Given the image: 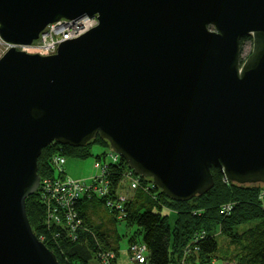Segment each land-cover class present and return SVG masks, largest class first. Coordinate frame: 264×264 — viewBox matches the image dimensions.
Wrapping results in <instances>:
<instances>
[{
  "label": "water",
  "instance_id": "water-1",
  "mask_svg": "<svg viewBox=\"0 0 264 264\" xmlns=\"http://www.w3.org/2000/svg\"><path fill=\"white\" fill-rule=\"evenodd\" d=\"M86 15L97 26L55 55L0 57V264H59L25 212L53 142L105 139L178 202L212 188L211 167L264 185V0H0V38Z\"/></svg>",
  "mask_w": 264,
  "mask_h": 264
},
{
  "label": "trees",
  "instance_id": "trees-1",
  "mask_svg": "<svg viewBox=\"0 0 264 264\" xmlns=\"http://www.w3.org/2000/svg\"><path fill=\"white\" fill-rule=\"evenodd\" d=\"M240 41L241 50L252 42L251 36H245ZM92 143L109 148V143L99 137L81 147L54 142L49 144L38 156L37 173L40 179L55 177L54 156L87 158L91 156L88 149ZM105 152L95 154V159H103ZM130 170L122 158L109 163L105 172L108 193L102 197L83 195L76 201L74 209L82 220V227L76 228L74 235L65 225L45 221L47 203L41 187L25 200V212L33 233L39 239L44 237L40 240L56 255L59 264H91L92 259L97 260L99 254L106 251L114 252L110 264H117L116 232L94 223L92 213L95 203L105 205L107 199H119L120 184L125 180V172ZM210 171L214 182L212 188L202 196L180 202L164 195L149 178L133 173L138 178L137 187L131 189L128 185L121 213L117 211V218L112 220L116 222L120 219L126 227H135L134 232L128 234V243L141 242L145 245L147 261L144 264H180L183 257L187 264H215L217 259L223 262L227 259L234 264H264V208L259 198L263 184L240 185L225 181L223 173L214 167ZM224 204L232 206L228 214L222 213ZM112 213L116 214L113 209ZM170 213H173V220ZM246 221L252 225L244 230L236 229ZM218 237L224 242L219 244ZM186 250L188 253L185 255Z\"/></svg>",
  "mask_w": 264,
  "mask_h": 264
},
{
  "label": "built area",
  "instance_id": "built-area-1",
  "mask_svg": "<svg viewBox=\"0 0 264 264\" xmlns=\"http://www.w3.org/2000/svg\"><path fill=\"white\" fill-rule=\"evenodd\" d=\"M97 15H86L76 17L75 19H60L54 23H50L44 27V30L39 34L38 38L34 40L30 45H18L10 44L0 38V41L6 46L5 52L15 47L18 50H24L30 54L37 53L41 56L51 55L57 52V46L60 42L66 41V39H76L77 36L87 32V30L97 26ZM103 162L96 161L93 166L96 168L97 173L88 180H77L64 178V169L61 167L66 160L65 156H54L53 164L60 172L58 176L54 178H45L40 181L39 188L43 190L44 200L47 203V215L45 221L47 223H54L56 225H65L71 231V235H74L76 228L82 227V220L78 218L77 211L74 209V204L83 195L90 196L96 195L99 197L105 196L108 191V182L105 176L106 169L109 163H114L120 159V156L113 152L110 148L104 153ZM106 158L108 161H106ZM125 180H129V186L131 189L137 187L138 178L133 175L132 170L125 172ZM153 184V183H152ZM155 186V185H154ZM118 200H106V207L113 209L115 215L117 211L121 213V203L125 200V197L118 195ZM259 198L263 201L264 208V191L260 190ZM232 209L230 204H224L222 213L228 214ZM201 237L202 234L200 235ZM129 259L135 264L146 263L147 250L145 245L141 242H133L128 246ZM188 250L185 251V255ZM113 251L101 252L99 258L104 264L110 263L114 258ZM180 264H187L183 257ZM223 264H234L232 261L226 260Z\"/></svg>",
  "mask_w": 264,
  "mask_h": 264
},
{
  "label": "rangeland",
  "instance_id": "rangeland-1",
  "mask_svg": "<svg viewBox=\"0 0 264 264\" xmlns=\"http://www.w3.org/2000/svg\"><path fill=\"white\" fill-rule=\"evenodd\" d=\"M5 47L6 46L0 41V57L2 56V54L5 53ZM251 47H252V42H249V44L242 47L244 53L241 49L240 50L241 61H244V59H246L249 56L248 54L251 52L250 51ZM55 53L51 55H55ZM107 150H108V147L103 144L92 143V145L88 149L89 155L91 156L84 158V159H77L73 157L66 158L65 163L61 166L65 170L63 177L70 178V179H77L80 181L90 179L91 177L95 175V173H97V170L93 166V164L97 160L100 161L102 159V158H99L96 160L95 154H101L103 153V151H107ZM106 161H108L107 158H106ZM101 162H103V160H101ZM59 172L60 171L57 168H55V172H54L55 176H58ZM45 178L46 177H44V179ZM128 185H129V181L127 179L123 180V182L120 184V189H119L120 196H123L126 198V195H128L127 190L129 189ZM261 189H263L264 191V185L261 187ZM120 191L122 193H120ZM93 209L94 210L92 213V220L94 221V223L101 224L104 229L112 228L116 232V238L114 240H116L117 242L118 251H119L117 258H116L117 264H135L133 261L129 259L128 250H127L129 246L128 234L134 232L135 227H129V226L126 227L125 223L121 221L120 219H116V222H114L112 218L114 217L117 218L116 215L112 213V209L106 207L105 205L95 203ZM170 217H171V220H173L174 218L173 213H170ZM251 225L252 223H250L249 221H246V223L238 225L236 229L244 230ZM43 238L44 237L41 236L40 239L42 240ZM218 241H219V244L224 242V240L221 239L220 237H218ZM218 254H220V251ZM90 263L91 264H104V262L101 261V258H98L97 260L92 259ZM170 264H173V262ZM215 264H223V261L221 259H217Z\"/></svg>",
  "mask_w": 264,
  "mask_h": 264
},
{
  "label": "flooded vegetation",
  "instance_id": "flooded-vegetation-1",
  "mask_svg": "<svg viewBox=\"0 0 264 264\" xmlns=\"http://www.w3.org/2000/svg\"><path fill=\"white\" fill-rule=\"evenodd\" d=\"M242 51H243V49H242ZM243 53H244V51H243ZM248 55H249V54H248ZM248 55H247V56H248Z\"/></svg>",
  "mask_w": 264,
  "mask_h": 264
}]
</instances>
